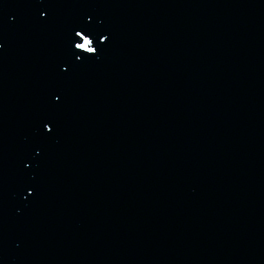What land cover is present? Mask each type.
I'll use <instances>...</instances> for the list:
<instances>
[{"label": "water", "instance_id": "95a60500", "mask_svg": "<svg viewBox=\"0 0 264 264\" xmlns=\"http://www.w3.org/2000/svg\"><path fill=\"white\" fill-rule=\"evenodd\" d=\"M0 45V264H264V0H0Z\"/></svg>", "mask_w": 264, "mask_h": 264}, {"label": "snow or ice", "instance_id": "6c2138e0", "mask_svg": "<svg viewBox=\"0 0 264 264\" xmlns=\"http://www.w3.org/2000/svg\"><path fill=\"white\" fill-rule=\"evenodd\" d=\"M39 15L41 17L45 16L44 11H40ZM91 19V17H89ZM74 31V38L73 41H71V46L74 49L72 51V55L74 56L76 61H81L82 58H91V56H85V54H97L100 50V47L107 43L109 36L105 34L99 35L98 39H94V34L90 32L86 27L84 26H78ZM78 38V39H76ZM2 47V45H0ZM75 50H79L78 52ZM54 98L56 101L60 100V96L54 94ZM43 128L47 133H51L54 131V124L53 122H45L43 124ZM29 193L33 192L34 189L29 188Z\"/></svg>", "mask_w": 264, "mask_h": 264}]
</instances>
